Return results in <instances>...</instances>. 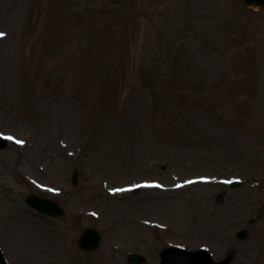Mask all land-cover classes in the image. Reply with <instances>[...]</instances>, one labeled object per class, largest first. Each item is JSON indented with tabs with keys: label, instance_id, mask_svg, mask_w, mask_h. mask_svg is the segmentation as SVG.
Segmentation results:
<instances>
[{
	"label": "rangeland",
	"instance_id": "obj_1",
	"mask_svg": "<svg viewBox=\"0 0 264 264\" xmlns=\"http://www.w3.org/2000/svg\"><path fill=\"white\" fill-rule=\"evenodd\" d=\"M0 32L9 264H159L171 246L264 264V7L0 0ZM87 228L95 251L78 246Z\"/></svg>",
	"mask_w": 264,
	"mask_h": 264
},
{
	"label": "water",
	"instance_id": "obj_2",
	"mask_svg": "<svg viewBox=\"0 0 264 264\" xmlns=\"http://www.w3.org/2000/svg\"><path fill=\"white\" fill-rule=\"evenodd\" d=\"M245 4L249 7H262L264 6V0H244ZM8 145L7 141L0 137V149L6 148ZM78 180V172L74 173L73 181L77 184ZM237 184H234L233 187H237ZM220 202L222 201V197H220ZM26 203L36 209L37 211L49 214L52 216H61L62 210L54 202H50L46 199H41L36 195H30L26 198ZM249 236L247 230H243L237 234L238 239L245 240ZM101 238L99 233L94 229H87L80 237L79 246L86 251H91L97 249L100 245ZM161 264H231L234 260V255L229 254L226 259L223 261L216 263L213 261L210 254L205 250H200L198 252H186L185 250L172 248L166 249L161 254ZM130 262L132 264H138L142 262V258L137 255L130 256ZM0 264H7L6 260L2 255V251L0 249Z\"/></svg>",
	"mask_w": 264,
	"mask_h": 264
},
{
	"label": "snow or ice",
	"instance_id": "obj_3",
	"mask_svg": "<svg viewBox=\"0 0 264 264\" xmlns=\"http://www.w3.org/2000/svg\"><path fill=\"white\" fill-rule=\"evenodd\" d=\"M6 34L3 32H0V38H3ZM8 139H12V137H8ZM17 143H23V141H17ZM146 187H162L161 185H144ZM139 187V185H138Z\"/></svg>",
	"mask_w": 264,
	"mask_h": 264
}]
</instances>
